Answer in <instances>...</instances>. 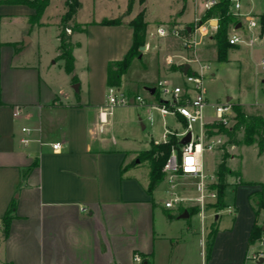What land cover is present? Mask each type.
<instances>
[{
  "label": "crops",
  "instance_id": "obj_1",
  "mask_svg": "<svg viewBox=\"0 0 264 264\" xmlns=\"http://www.w3.org/2000/svg\"><path fill=\"white\" fill-rule=\"evenodd\" d=\"M21 1L0 0V264H135L136 253L148 256L149 264H259L250 257L264 246L259 240L248 244L257 208L250 195L260 189L257 184L244 180L241 172L238 183L229 182L233 206L226 194L225 203L234 216L228 226L219 225L223 210L214 213L212 208L204 211L203 219L199 212L181 217L186 208L169 209L174 217H167L163 198L168 184L163 181L150 192V167L138 158L152 142L163 143V133L157 140L140 133L135 113L127 107L138 105L134 102L109 107L107 66L129 50V22L139 10L135 13L133 7L128 14L126 7L122 14L107 17L124 16L120 25H102L104 18L82 23L88 24L86 32L72 36L78 78L73 82L59 56L66 0L54 23L52 52L42 37L50 30L44 18L53 0L36 21L35 8ZM187 6L195 14L199 11L191 0ZM201 8L205 10L204 2ZM247 12L264 13L252 8ZM147 32L143 52L149 49ZM173 40L166 55L181 50L180 41ZM166 65L165 75L183 77L182 68L169 69L179 62ZM119 89L130 99L140 95L126 73ZM106 108L110 113L102 121ZM128 112L132 119L126 117ZM25 138L27 143L22 142ZM55 143H60L58 150H53ZM13 201L14 217L5 236L2 219ZM213 214L218 224L205 234L206 220ZM193 217L199 218L201 236L192 233ZM212 228L216 233L206 259Z\"/></svg>",
  "mask_w": 264,
  "mask_h": 264
},
{
  "label": "rangeland",
  "instance_id": "obj_2",
  "mask_svg": "<svg viewBox=\"0 0 264 264\" xmlns=\"http://www.w3.org/2000/svg\"><path fill=\"white\" fill-rule=\"evenodd\" d=\"M187 1L188 0H143L142 2L141 0H132L131 7H135V13H137L138 10L141 11L144 9L145 20L147 18L149 21L147 32L149 49L141 53V58L134 59L126 72L127 78L136 81L140 96L144 98L146 104L144 106L131 104L127 107L134 111V123L138 125L140 133L146 136L152 134L156 140L161 137L164 131V121L173 132H183L185 130V122L180 116L174 118L172 115H167L165 119H163L157 108L158 105L161 104V101H166L165 99L171 101V96H164L158 87V81L160 79L168 80L173 86H185L186 84L183 77L180 79H173L172 76L168 77L164 74L163 69L166 65L164 56L168 53V49H172L174 46V40L173 38L160 37L156 33V29L158 24H160L159 26H173L177 28L185 26L193 27L196 23V17L203 19V15L207 9L202 11L201 7L202 3L207 0H191L192 5H198L199 7V11L196 12V14L187 6ZM129 2L130 0H128V4ZM240 2L242 3V12H247L250 8L257 14L264 12V0H240ZM80 4L77 21L81 23L118 16L122 14L121 12L126 7L127 13L129 14L131 12V10H128L127 0H80ZM63 6L64 0H53L44 18L45 21L51 23L50 30L43 34V37L41 36L43 42H47V52H52V50H54L56 44L54 38V23L58 21ZM120 19L124 22L125 18L123 16L120 17ZM100 44L106 47V41H101L99 45ZM146 45L147 43L145 46ZM89 47L93 49V43H91ZM203 48L205 54H201ZM81 52L84 55L86 54V50H82ZM199 55L203 61L210 64V68L206 72L203 80V94L208 100V106L205 109L206 120L210 121L213 117L214 110L212 105L216 103L223 104L228 101L229 97L231 98L230 101L234 104H241L246 113L264 114V69L261 65V60L264 58V49L261 45L253 47L241 43L236 47L228 49L227 61H219L216 41H209L207 39L205 44L201 47ZM175 61H178V59ZM174 67L175 66H171L169 69L174 71ZM212 72L215 74L210 75ZM146 88H155L157 93L155 95L154 93L151 94ZM126 117L132 119L133 114L129 113ZM234 124V118L229 119L226 123H222L223 127L231 133L235 131ZM143 125L146 126L145 129H143ZM193 131L195 134L199 133L198 123L193 124ZM214 131H217V128H214ZM236 133L238 135V140H243L244 132L238 131ZM171 136L175 137L174 134ZM219 138L221 139L220 144H217L213 149H206L203 153L204 171L208 177V182H219L217 174L218 167L222 161L223 155L227 153L228 156L224 158V163L236 174L241 172L244 180L254 182L260 189L263 188L264 191V151L259 153L256 144L246 145L241 142L231 144L229 142V136L227 133L223 132L215 134L210 139L211 141H216ZM162 155V153L157 155L156 160L162 157ZM145 165L147 167L149 165L150 167L148 161L145 162ZM232 181L238 183V175H228L226 177V201L231 207L233 206V195L231 190L228 189V186L229 182L232 183ZM251 198L254 202L258 196L253 195ZM164 202L165 197L163 198V204ZM211 211L217 213L214 209ZM233 216L234 213L229 212L228 207H226L220 214L219 225H230ZM263 218L264 210H261L259 221L263 220ZM213 224H218L214 214L206 220V228L204 229L205 234ZM192 226L193 235L201 236L198 217L192 218Z\"/></svg>",
  "mask_w": 264,
  "mask_h": 264
},
{
  "label": "built area",
  "instance_id": "obj_3",
  "mask_svg": "<svg viewBox=\"0 0 264 264\" xmlns=\"http://www.w3.org/2000/svg\"><path fill=\"white\" fill-rule=\"evenodd\" d=\"M32 1V0H29ZM218 0H207L204 2L205 9L213 7ZM242 3L240 0H232L230 11L239 20L229 27V43L233 46L239 44H247L249 46L261 45L264 49V23L261 14L256 15L252 12H242ZM195 25L192 27L177 28L173 26H159L156 33L163 38L172 37L180 41L181 50L178 53L168 54L165 57L167 65L179 62L183 67L189 65L187 73L182 75L185 80V86H173L166 79L158 81V87L164 96L170 95L171 101L165 99L158 105V110L163 118L167 115L174 117L180 116L185 121V130L183 132H173L164 121L163 143L170 140L172 134L176 135L179 140L182 137L191 134L190 141L180 145L177 150L173 147L172 152L163 166L166 183L168 184L167 198L164 202L166 209L198 207L201 218L207 206L214 203L217 199L216 189L211 187L212 183L208 182V177L204 171L203 153L206 149H213L220 144L221 139L211 141L215 134L207 132L208 124L214 122L226 123L229 119L234 118L233 102L228 100L225 103H216L212 105L214 114L212 119L206 120L205 109L208 106V100L203 94V80L206 72L210 68V64L200 58L199 51L205 44L206 40L214 39V35L218 29V19L216 17L206 20L200 17L195 18ZM188 28L187 34H182L181 30ZM70 33L71 30L67 29ZM148 48V45H146ZM178 59V61H175ZM264 69V58L261 60ZM214 75V72L210 73ZM107 101L109 107L119 105H129L132 102L144 106L146 104L143 97L136 95L130 99L119 87H109ZM110 113L106 108L101 113L102 121L105 116ZM20 110L16 109L14 115L18 116ZM199 124V133L193 131V124ZM24 131H29L23 128ZM23 143H27L28 139H22ZM60 143L53 144V150H58ZM259 243L264 246V232L259 239ZM251 260L258 262L260 258H264V249L259 250L251 255ZM135 264H148L144 262L142 255L136 253L133 256ZM207 264V263H203Z\"/></svg>",
  "mask_w": 264,
  "mask_h": 264
},
{
  "label": "trees",
  "instance_id": "obj_4",
  "mask_svg": "<svg viewBox=\"0 0 264 264\" xmlns=\"http://www.w3.org/2000/svg\"><path fill=\"white\" fill-rule=\"evenodd\" d=\"M143 2V0H141ZM21 2L30 5L35 8L36 12L33 15V21H36L42 15L44 9L49 4V0H22ZM232 0H218V2L207 9L203 15V20L216 17L218 19V29L214 35V40L216 41L217 55L219 61H227L228 49L233 46L229 43V27L233 23H238L239 20L237 17L230 11ZM67 10L61 18L60 31H59V51L60 58L64 60L65 71L71 75L73 82L78 80L77 76L74 74L75 69V57L73 54L76 44L72 41V36L75 33L86 32L88 24H82L75 21V15L77 14L80 8L79 0H66ZM132 0L128 4V10H131ZM262 22L264 23V13L261 14ZM120 17L108 19L104 18L100 24L102 25H120L122 24ZM133 27V38L132 44L125 54V56L120 60L109 61L107 66V86L108 87H119L121 85L122 76L127 72L131 63L136 58H141L142 51L140 50L141 46L146 44V32H147V22L145 20V10H141L137 15L129 22ZM67 29H70L69 33ZM182 34L188 33V28L181 30ZM182 67H174V70H180ZM157 93L155 89L154 95ZM162 102V101H161ZM234 111V129L233 133L227 131L222 123L214 122L208 124L207 132L209 134H217L219 132L227 133L229 136V142L231 144L243 143L246 145L256 144L259 149V153L264 151V114H249L246 113L241 104H233ZM184 121V120H183ZM185 122V121H184ZM214 128H217V131H214ZM243 131L244 138L243 140H238V135L236 132ZM175 137H170L171 139L167 143H154L152 142L151 148L146 151L139 153L138 158L142 161H148L150 164V184L149 191L152 192L161 182L165 179V173L163 172V166L169 158L173 147L177 150L180 148V140L176 135ZM172 147V148H171ZM163 154L158 160H156L157 155ZM228 156L225 153L222 157V161L218 167V183H212L211 187L217 191V199L214 203H211L207 208H212L216 212L226 208L225 203V189L227 186L226 177L228 175H239L231 170L225 163L224 158ZM257 195L256 199V210H255V222L250 232L248 244L252 245L257 240H259L264 232V218L259 221V216L261 210H264V191L263 188L253 191L250 196ZM15 208V201L12 202L10 208L7 210L3 216V232L5 236L8 235L10 230V224L14 217L12 212ZM184 210H188L189 213H196L199 211L198 207H188ZM164 213L167 217L172 218L174 215L169 209H165ZM216 229H211L207 234L206 246H205V257L206 259L210 258L211 250L213 247L214 236ZM144 262L150 263L148 256L142 255ZM260 264H264V261Z\"/></svg>",
  "mask_w": 264,
  "mask_h": 264
},
{
  "label": "water",
  "instance_id": "obj_5",
  "mask_svg": "<svg viewBox=\"0 0 264 264\" xmlns=\"http://www.w3.org/2000/svg\"><path fill=\"white\" fill-rule=\"evenodd\" d=\"M189 30V29H188ZM140 50L143 52L144 50H146V47L145 45L144 46H141L140 47ZM141 57V56H140ZM189 70V65L188 64H185L183 67H182V71L183 73H187ZM76 87L78 86L77 84L75 85ZM151 94H153L155 92V88H146ZM190 138H191V134L190 133H187V135H185L184 137L181 138L180 140V145H183V144H186L187 142L190 141ZM139 162V160H137ZM189 216V212L188 210H185L182 214H181V217H188ZM264 261V258H260V260L258 261V263H262Z\"/></svg>",
  "mask_w": 264,
  "mask_h": 264
}]
</instances>
